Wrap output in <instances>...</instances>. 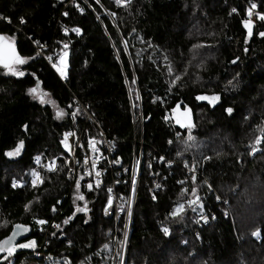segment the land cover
<instances>
[{"label":"trees","instance_id":"obj_1","mask_svg":"<svg viewBox=\"0 0 264 264\" xmlns=\"http://www.w3.org/2000/svg\"><path fill=\"white\" fill-rule=\"evenodd\" d=\"M86 1L0 0V34L10 45L0 63V241L22 223L35 248L59 263L110 264L105 189L72 187L61 161L42 183L26 178L34 157L65 152L61 135L84 120L80 101L116 137L123 162L140 146L166 157L153 164L166 173L155 194L142 166L125 264H264V0ZM61 53L64 81L49 63ZM126 81L140 87L141 122L131 119ZM177 108L188 109L189 125L174 121ZM210 185L209 224L189 211L172 215L177 201ZM34 250L10 263L0 252V264L43 257Z\"/></svg>","mask_w":264,"mask_h":264},{"label":"built area","instance_id":"obj_2","mask_svg":"<svg viewBox=\"0 0 264 264\" xmlns=\"http://www.w3.org/2000/svg\"><path fill=\"white\" fill-rule=\"evenodd\" d=\"M82 2L89 5L86 0H82ZM64 56V53L55 55L52 61H49L51 67L54 68L59 65L61 68H66L68 64L63 60ZM58 76L61 81L66 80L65 75ZM126 90L128 106L131 108V119L134 122H141L143 106L139 92L140 87L136 81H133V84L126 81ZM78 105L84 120L81 121L82 123L77 122L71 128L66 129L61 135V143L65 152L45 160L39 157V162L37 157H34L26 178L28 184L33 186V180L38 174L39 179H37L36 184H39L41 177L46 173L56 171L61 161L66 166L64 176L69 180L72 187L76 186L83 192L87 191L88 188L97 192L105 189L108 198L103 206L102 215L111 219L112 222L110 232L113 249L110 255V264H125L134 220L133 213H135L136 200L142 180V166L144 164L148 168L149 182L146 187L151 194H155L156 191L162 189L161 185L164 177L166 178V173L159 171V167L154 168L153 164H160L166 157L163 154H159L155 158L150 155L146 156L143 147L140 146L139 149L136 148L133 151L129 162H123L121 154L116 150V137L107 134L103 127L95 121L88 109L84 107L85 105L80 101H78ZM90 127H94V129L91 130ZM172 162V159H166L165 166ZM53 163L54 167H51ZM212 189L213 187L210 185L207 191L199 190L193 197L183 199L184 201L180 204L183 205L182 212L189 211L197 216L198 223L209 224L214 213L210 210L206 211L204 201ZM180 205L175 204L173 208L177 210ZM34 219L38 224L47 225L49 223L46 219ZM39 221H44V223H39ZM50 225L52 228H59L57 220H50ZM34 255L45 256V253L37 247L34 250ZM11 258L12 255H9L3 261L10 263Z\"/></svg>","mask_w":264,"mask_h":264},{"label":"water","instance_id":"obj_3","mask_svg":"<svg viewBox=\"0 0 264 264\" xmlns=\"http://www.w3.org/2000/svg\"><path fill=\"white\" fill-rule=\"evenodd\" d=\"M0 37H2L3 39H0V53H2L3 55L8 53V47L10 46L5 40V38L0 34ZM90 184H88L89 186ZM83 208H85L83 206ZM17 226H21V227H17ZM25 229H27L25 231ZM30 231H32L31 227H29V225H25V224H14L13 227L11 228L10 231H8L7 236L4 237L1 241H0V247H2L4 249L3 254L5 256H9V255H13L16 252H21V251H26V250H34L35 249V244L36 241H33V239L31 238V233ZM30 242H34V246L32 247H19L20 245H27Z\"/></svg>","mask_w":264,"mask_h":264},{"label":"snow or ice","instance_id":"obj_4","mask_svg":"<svg viewBox=\"0 0 264 264\" xmlns=\"http://www.w3.org/2000/svg\"><path fill=\"white\" fill-rule=\"evenodd\" d=\"M117 3L118 4H127V3H130V0H117ZM255 7H256V5H252V8H255ZM233 11H235V10H233ZM260 18L261 19H264V16H261ZM261 35H264V33H261ZM0 39H3V38L0 37ZM65 47H67V45H65ZM13 55H14V51H13ZM14 62L16 64H23V63H25V60L22 59V58H20V57H18V56H15ZM0 63H5V58H4V56H3L2 53H0ZM6 66H8V65L6 64ZM9 71H15V70L13 68L9 67ZM18 74L19 75H23L22 72H20ZM177 79H179V77H177ZM30 92L35 93L36 92V89H30ZM200 99H211V100L215 101V100L218 99V97H211V98H209V97H200ZM228 111L231 112V109H228ZM58 115H63V113L62 112L61 113H58ZM191 139H193V137L189 136V140H191ZM260 143H261L260 138H257V140L255 141V144L258 145ZM22 147H23V141L20 142V144L17 146V148L14 151L9 152L8 155L9 156L18 155ZM257 150L258 149L255 146H253L252 151L253 152H256ZM37 161L39 162V157H37ZM51 167H54V163H53V165ZM51 167H50V170H51ZM193 168H195V165H193ZM37 179H39L38 174L36 176V179L33 180V184L34 185L36 184ZM40 182L42 183V181H40ZM13 186H15V184ZM89 187H91V185H89ZM80 199H83V197L81 196ZM79 211H86V208L79 209ZM182 211H183V205H180L177 208V210L172 213V215L173 216L179 215ZM39 223H44V221H39ZM65 223H67V221H65ZM17 227H21V226H17ZM26 230L27 229H25V231ZM163 231L165 232V234H167L169 230L167 228H164ZM253 235L254 236H259L260 235L259 230H257L256 232H254ZM32 246H34V242H30L27 245H20L19 247H32ZM2 251H4V249L2 247H0V252H2Z\"/></svg>","mask_w":264,"mask_h":264},{"label":"rangeland","instance_id":"obj_5","mask_svg":"<svg viewBox=\"0 0 264 264\" xmlns=\"http://www.w3.org/2000/svg\"><path fill=\"white\" fill-rule=\"evenodd\" d=\"M54 68H56L57 70H58V72L61 74V75H63L64 76V74H65V69L66 68H61V67H59V65H56V67H54ZM38 94H39V92L38 91H36ZM142 97V96H141ZM200 97H209V98H211V97H216L215 95H207V96H203V95H201ZM203 100H205V101H208V102H210V103H212V102H214L213 100H211V99H203ZM177 112H176V114L174 115L175 117V119H174V121L176 122V123H178L180 126L181 125H189L190 124V118H189V111H188V109L187 108H177V110H176ZM58 113H61V111H57V114ZM20 144V143H19ZM18 144V145H19ZM165 180H166V178L164 177V179H163V184L161 185V188H163V185H165ZM148 182H149V179H148V181H146V185L148 184ZM78 188V187H77ZM83 197V195L81 194V193H78L77 194V197H78V199H80V197ZM184 200H181V201H177L176 202V205H180L182 202H183ZM224 202H226V200H224ZM176 210H175V208H173L172 209V213L173 212H175ZM23 260H25V259H23ZM24 262L25 261H22V263L21 264H24ZM27 264H69L66 260L63 262V263H59V260L58 259H56V258H54V256H52V255H46L45 254V256L43 255V257H41V258H37L35 261H31V260H27Z\"/></svg>","mask_w":264,"mask_h":264}]
</instances>
